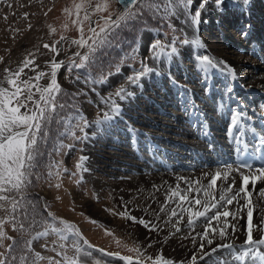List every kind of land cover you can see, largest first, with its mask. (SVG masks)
I'll return each mask as SVG.
<instances>
[{"label":"rangeland","instance_id":"obj_1","mask_svg":"<svg viewBox=\"0 0 264 264\" xmlns=\"http://www.w3.org/2000/svg\"><path fill=\"white\" fill-rule=\"evenodd\" d=\"M200 2L201 0H195L196 5H198ZM152 3L153 6L161 7L162 11L157 14L154 11V7L150 8L148 6L147 0H145L143 4H138L139 7H144L147 9L144 17L142 19L130 22L127 27H122L117 33V39L113 40L111 45L102 49L98 53L97 63L92 67V69L94 68L95 70L94 73L92 72V69H89V71L92 73V77L97 80L100 79L101 72L106 75L109 71H111L113 75L109 78V80L102 85L99 83L96 85H86L82 81L75 80V76L77 74L75 70L71 75H69L67 70V64L70 62V58L72 57L70 53L77 51L83 53L84 51H86V49L78 48L77 46L71 45L70 43L72 40L81 38L82 33L79 30L81 28V24H74L73 21H76L78 19L83 20L85 9L82 8L79 14H77L75 5L84 4L85 8H87L85 0H0V80H4L5 76L8 75L4 72L5 68L10 69L11 72H16L23 66V61L25 60V58H28L32 60L33 63L28 68H24V73L21 75V77L26 76L28 79L29 77H35L39 72H44L46 73V75L44 76L42 86H47L51 78L50 73L53 58H55L56 61H59L58 56H64V59L67 62V64L61 69V75L58 74V84L62 88L59 98L61 102L65 104V107L63 109H59L56 115L58 120L62 122H53L50 125V137L52 139L50 151L53 155L52 162H47V164L38 163L35 171L39 174V178H37V176L32 177V184L24 194L27 197V200L20 203L19 207L21 211L16 213V226L18 230H13V225L11 222L6 223L4 226V232L6 233V235L14 238V240L18 243V247L14 252V255L16 256L14 264H49L48 258H52L53 260H61V256L57 255L58 251L65 253L70 258L78 259L71 242V237H69V240L62 241L59 235L51 231L52 228H58L63 231V226L59 223V220L61 219L75 225V227L79 229L82 237L88 240L89 243L93 246V250H91L93 252V255L92 258L87 260V264H125V261H122L115 256H101V253L95 251V249H102L104 252L119 253V255L121 256H130L132 257L133 264H136L138 253L135 251L130 252L128 249L139 248L140 252L143 253V255L140 257L141 259H143L144 256H151L154 259L157 254L166 256L160 251L158 253L154 252V254V249L150 247L149 249H147V246L145 248V246L141 244L139 239L136 238L134 230L131 229L130 226L128 227L127 224L125 225V223L131 219L120 215V213L126 211V208H124V206L121 208L117 204L112 195V188L109 186V183L111 182L118 181L119 179L122 181L124 180V178L127 179V177L132 176V173L126 170L122 172L115 169V171L112 164L103 165V156L105 157V155H107V152L113 155H117L121 153L120 149H132V145L127 146V144H130L126 143L127 138L126 140H124L125 142H123L122 139H125V137L117 134V132L113 130V128L115 127H110V129L106 128L108 130L107 132H105V135L110 134L111 137H114V140H110L107 142L106 139H108L109 136H105L106 139L101 137L99 140H95L94 143H92V145H94V148L96 149L95 153L97 154V164H93L91 171L88 170L87 166H85L86 161H82L80 159L81 156H84L85 144L93 140L92 133L95 131V126L93 125L84 129V132H81L80 129L83 127V122L85 119L89 122H92L97 118L102 117V112L100 110L104 107V105L99 104V97L95 92L91 90V88L95 87L98 91H100L101 95H106L109 92L114 93L120 86L132 90L133 87L127 82L126 78L130 75H133L136 71L142 70V61H144L148 64L149 67H151V54L148 52V46L150 43H154L156 39H159L162 45L167 46L170 45L171 41L175 38L177 40L176 46L178 48V55H180L181 51L180 57H182V54L184 56L183 60H181L182 64L192 65V61H185V58H187V56H190L191 58V56L194 55L193 53L195 52V50L191 45H182L180 41H182L183 39L187 38L191 40L193 37L198 36L199 40L204 41L203 44L206 48L210 47L209 49L214 51H219V49L231 51L234 54L236 53V55L238 51H232V49L237 48L234 46L231 47L232 49L227 48L229 46L228 41L235 40L234 45L236 46L239 43L238 40H241L242 45L247 46L248 49L243 50L240 53L241 56L237 57L236 55H233L230 56V58L239 59L241 57L242 61L245 60L249 63H252V65L257 64L258 66H261V68L252 69L253 66L251 67V65H241L240 72L242 75H245V73L250 74L248 83L252 84V87H254L253 85L256 86L257 84L258 87L262 86L261 84L259 86V83L256 84L255 82L257 81V79L261 78L262 74H264V67H262L263 65L261 64V62L259 63L258 60H256V57H254L253 55L251 56V45H248L244 41L242 42V40L247 36L242 37L241 34L247 32L248 35V30L250 27L247 26L246 29H243V26H241V24H243L245 21L244 18H247V16H241V14H239V10L234 11L236 7H233L229 3V0H225L224 3L226 10L234 8V12L231 13L233 15L238 14V16L236 18L225 19V22L229 23L230 21V23L235 25V22L233 21H236L240 25H237L236 28H229L230 25H227V32L233 34L238 40H236L235 37L230 33L228 34H230L233 38L219 40L218 37H214L219 33L217 29H212L211 27L210 29H208L207 26L202 27V29H193L196 34L191 35L188 30L189 25H185L183 23L182 15L180 16V18H176L171 16L167 12V9L169 7H176L175 0H173V3L171 5L169 4V0H152ZM210 4L215 7V0H210ZM135 7L137 6H134V8ZM88 10L92 11V9ZM194 10L195 5L191 9L193 14ZM257 10L262 11L258 13V16L263 17L262 19L264 20V9H261L259 7L257 8ZM109 11H111L112 17H116V14L119 13L115 0H112ZM26 13L28 14L27 16H25ZM203 13L201 18L203 17ZM225 14H227V12L225 11L221 13L222 16H225ZM101 15L107 16L108 12L96 13L92 15L91 19H95L96 17L98 18ZM151 20L156 21L157 26L163 29L162 32H159L158 30L153 28H147L151 27ZM168 20H170L171 23L175 26V31L167 26ZM257 21H260V24H262L260 19H258ZM98 23L103 24V21H98L97 24ZM136 23H143L144 25L142 28H144L145 31H143V33L141 32L142 34L138 36V41L135 42L134 47L130 48L133 39L126 36L128 34H125L123 30H129V34L132 33L134 31V29L132 28ZM206 23L207 22H205L204 24ZM97 24L96 28L98 31ZM218 24H215L214 26L216 27L220 25L219 28L223 29V26L221 24ZM82 27L83 36L87 38L88 36H90V32L88 31L89 23L87 21H84ZM257 27H259L257 28V31L262 30V27L260 25H257ZM190 28L192 27L190 26ZM181 29H184V31L182 32ZM144 33H149V38L146 39V44L142 46L141 39ZM61 37H63L64 39L62 40ZM256 38L259 37L257 36ZM261 41L264 42V39H262ZM115 43L117 44L115 45ZM44 44H48L50 47L46 49L43 47ZM52 46H55L59 50V54L51 50ZM261 47H264V44H261ZM120 55L123 56V59L120 58ZM161 55H163V52L161 53ZM185 55L187 56L185 57ZM132 56H135V59H132ZM105 57L106 60L100 62ZM145 58L147 59L145 60ZM164 59V61L171 60L167 57ZM116 68L120 69L119 73H116ZM188 69L190 70L192 75L196 72V75H193L192 77H198L201 73H199L197 70L195 71L193 68H191V66H188ZM85 71L86 69L79 70L81 77L85 75ZM191 73L189 74L190 76ZM170 74L175 76L178 73L176 72V69H172ZM176 76L180 77L179 74ZM221 76L222 75L219 74V77ZM167 77L169 76L167 75L163 78V80H160L159 83L161 85V89L159 90V92L157 91L156 87L155 89L153 85H150V88L155 89L161 96H153L152 91H147L145 89L142 95L135 94L133 96V101L128 102L130 104H133V102L147 103L146 110L139 111L140 114L134 113V119L129 123L133 125L132 128L142 131H149V133H151L153 136L159 134L167 136L170 139H173L175 137L177 139L184 138L186 141L189 140L191 142V137H181L176 135V133L170 132L171 130H176L175 125L177 126V123L175 121L176 118L174 117L176 115L182 114L176 113L177 110L174 109L175 105L169 104L167 103V101L178 102L176 99V97L178 96L177 91H179V94H184L186 91L187 93H189L188 96L190 95V97L192 98L193 95L189 92V88L199 91L196 86L199 87L201 86V84L196 82L198 85L189 83V87L183 86L181 84L187 85L186 81L184 82L185 78L179 79V81L177 78V80H175L176 83L174 84L173 82L171 83V80L173 79ZM186 78L192 79L191 77ZM164 79L169 82L164 81ZM143 80H145V78ZM242 80L245 81L246 78ZM6 84L7 83L5 81V87ZM176 84L180 87L186 88V90L184 89L182 90V92H180V90L174 89L177 91L173 90L174 92L170 93L169 87L172 88V86ZM64 92L69 93V95L63 98L62 93ZM78 92H85L87 93V95L81 94L78 97L73 98V94ZM167 92L168 94H165ZM212 93L213 92H211V94ZM200 97L203 96L200 95ZM147 98L152 99V102L154 101V104L151 102H147ZM193 100L195 103V99ZM197 101L201 103L202 110L203 108L206 109L205 106H210L206 105L205 102L204 104H202L203 102L201 100ZM158 108H162V111H165L166 113L176 114H174L173 117L169 114L165 115L162 114V111L158 112ZM72 109H76L77 111L81 112V114L73 113ZM213 109L214 110H212L211 112L212 114H215L214 117L219 118V120H222L223 116L226 117L225 111L217 112L214 107ZM145 115H149L154 120V122H159L156 128L142 123ZM124 118H126V116H124ZM208 120L209 122L212 121V119ZM167 123L173 127H167V130H164L166 129V127H164V124ZM185 124L189 123H184V125ZM112 133L115 134L112 135ZM215 133L217 134L219 132ZM221 133L224 132L222 131ZM85 134L90 137L88 140L77 139V137H83ZM140 137H142V134L140 135ZM119 139H121L122 141L120 145L118 144V142H121ZM219 141L223 142L225 140L223 139ZM95 142L98 144H96ZM105 143H110V148L104 149L103 146ZM167 144H169L168 147L165 146ZM170 144L172 143L162 142L161 146H165L167 150L171 149L173 146V151L175 150L180 154L183 153L182 147L178 145H176L175 147L174 145L171 146ZM49 145L50 144H48V146ZM139 147L145 148V146H142V143L138 145L137 150L139 151V153H141V155H147L146 152L148 153V151L145 152V150L147 149L145 148L144 150V148H142L143 151H140L138 149ZM183 150L185 151V149ZM180 158H182V160L184 161L187 160L185 155ZM163 159L165 158L163 157ZM195 159L193 158V160ZM190 160L192 161V158H190ZM77 164H80L81 167L78 168ZM44 166L45 169L42 168ZM200 167L201 166H199L197 169H202ZM106 170H113V172H118V176L114 175L113 173L103 174V171ZM191 170L192 169H183L181 171L184 172ZM100 184L102 189L97 188V186H99ZM17 199H19V197H17ZM135 201L136 198H134V200L130 204L134 203ZM153 203L155 207H151L155 211L160 206H158V202H156V204L155 202ZM5 207L10 210L11 204H5ZM45 207H47L48 211H50L55 217L58 218L56 221H51V219L48 217L47 212L44 211ZM93 207H97V209L100 210V213L98 215L93 216L90 213V208ZM128 214L132 216L130 211H128ZM99 216H106V218H108L109 220L100 219ZM0 218L7 219L8 212H6L4 209H0ZM45 220H47L48 223H42V221ZM131 222L133 221L131 220ZM173 222H175V220ZM21 224L24 225L23 231L19 230ZM46 229L49 230V235L47 237L33 239L37 235V233L45 231ZM182 231L183 230L181 227V232ZM64 234L68 235L67 233ZM28 241H31L30 249L27 247ZM10 243H12V241L7 239L3 240V244L5 246ZM62 244L64 245L63 248L61 247ZM45 245H47V248L45 247ZM3 251L4 248H0V252ZM37 253L40 254L41 257H44V259H36ZM167 257L168 256L164 258L171 259L170 257ZM173 262L174 264H178L175 263L174 260ZM234 262L236 263L237 261ZM252 262L255 263L254 261ZM252 262L250 259V263ZM209 263L210 261L208 262V264ZM144 264H151V260H145ZM200 264H205V262L202 261Z\"/></svg>","mask_w":264,"mask_h":264},{"label":"snow or ice","instance_id":"obj_2","mask_svg":"<svg viewBox=\"0 0 264 264\" xmlns=\"http://www.w3.org/2000/svg\"><path fill=\"white\" fill-rule=\"evenodd\" d=\"M87 8L84 4H76L75 8L77 14L84 8L83 20L73 21L74 24H81L79 29L82 33L81 38L72 40L71 45H75L78 48L86 49L83 53L77 51L70 58V62L67 64V70L69 75L76 71L75 80L82 81L86 85L104 84L113 75L109 71L106 75L101 72L100 79H94L91 72H86L81 77L79 70L90 69L97 63L98 53L112 44L113 40L117 39V33L122 27H127L130 22L142 19L145 15L146 8L139 7L138 4H143L145 0H115L122 8L115 19L112 18V13L109 11L112 0H85ZM210 0H201L196 5L195 0H175L176 7H169L167 12L176 18L183 16V23L189 25L195 29L201 22V16L203 11L206 9L207 4ZM173 0H169L171 5ZM225 0H215V6L217 10H222L224 7ZM229 3L241 11L247 10L251 3V0H229ZM148 6L154 7V11L159 14L162 9L159 6H153L152 0H147ZM195 5L194 14L191 11ZM134 6H137L134 8ZM242 6V7H241ZM88 9H92L89 11ZM108 12L107 16H99L100 20H103V24H97V28L91 27L92 15L96 13ZM28 14L26 13L25 16ZM89 23L88 31L91 33L90 36L85 38L83 36V22ZM163 22V21H162ZM167 26L175 31V26L170 20L167 21ZM30 27V26H29ZM183 32L184 29H181ZM242 37L247 36V32L241 34ZM63 40L64 38L61 37ZM182 45H191L193 49L203 48L201 41L198 36L193 37L191 40L185 38L180 41ZM177 40L174 38L170 45H162L159 39H156L154 43H150L148 46V52L151 54V58L154 61L163 63L161 59V53L167 58L174 59L179 53L177 48ZM44 48L48 49V44L43 45ZM51 50L59 54V50L52 46ZM78 58V62H77ZM135 59V56H132ZM147 58H145L146 60ZM198 70L202 73H207L209 69L218 70L222 73L229 75L232 81L237 80V74L234 68L224 60H215V58L208 55H196ZM33 61L25 58L23 66L16 72H11L10 69L5 68L4 72L8 75L5 76L4 80H0V209H4L8 212V218H0V248H4L3 252H0V264H14L16 256L14 252L18 247L17 241L14 238L9 237L4 232V226L6 223L11 222L13 230H18L16 226L17 216L16 213L21 211L19 205L22 201H26L27 197L24 195L29 186L32 184V177L39 174L35 171L38 166V158L43 154L41 145L46 142L51 133L50 125L53 122H62L57 118V112L59 109H63L65 104L61 102L58 94L61 92V87L57 82L58 70L64 64V61H56L53 58L51 63L50 82L46 87H41L39 84L33 85L32 81L43 78L46 73L39 72L35 77H29L27 80H21L20 77L24 73V68H28L32 65ZM142 70L136 71L133 75L126 78L127 82L133 87H143L142 80L149 77L151 74L156 76L162 75L159 68L149 67L144 61L141 62ZM116 73H119L120 69L116 68ZM169 76H171L169 72ZM5 81L9 87H5ZM174 84L176 83L173 79ZM33 87L39 92V98L36 99V93L33 92ZM177 87H180L177 85ZM91 90L96 93L99 97V104L104 105L100 110L102 117L89 122L84 120L83 127L80 129L84 132V129L95 126L93 135L98 134L101 130L114 126L117 118L122 116L121 103L133 97L135 93L128 88L123 86L113 93L109 92L106 95H101L95 87ZM232 86L229 85L226 91L231 94ZM207 91V89H206ZM87 95L85 92H78L73 94V98L79 95ZM185 91L184 96L188 95ZM119 101V102H118ZM182 107L192 116L201 117V128L204 135L207 136L208 132L203 121L204 113L194 103V100L185 99V103ZM247 115L246 112L240 109H233L231 111V119L227 135L237 146L236 152L241 157H247V159L241 158L234 161L233 163L225 162L222 167H219L214 173H205V176H209L210 180L207 185L200 184L199 187H193L192 183L188 181V178L182 177L186 185L187 190H182L177 185L176 190H170V195L167 196L165 204L161 206L160 212H168L167 205L169 202H175L176 197L179 196V202L176 203V207L171 209L170 215L167 220L163 221L165 226L171 224V228L175 232H169V235H175V233L181 232L180 224L184 220L185 214H187V222L185 227L195 231L198 227L203 225V232H197L191 239L193 243L196 242L197 236L201 243L197 254H193L191 257V264H197L198 256L199 260L208 264L211 260L212 264H233L234 261H239L243 264L246 257L253 259L258 258L264 261V254H262L261 246H264V187L259 188L258 197L253 200V194L256 193V186L258 183H264V164L257 166L255 163L248 162L249 160H256L257 156L259 159L264 160V139H257L253 137V141H246V135L248 132V124L244 118ZM252 117H248L251 120ZM196 127V124H193ZM129 132L133 134V144L135 146V137L138 134V130L129 126ZM264 135V134H262ZM87 134L83 137H77V139L88 140ZM211 146V145H209ZM82 161H86L88 157L81 156ZM80 168L81 165L77 164ZM87 170V169H85ZM239 173L240 183L237 186L235 176H231V182L229 183L230 174ZM220 181L219 196L216 197V185ZM199 183V181H197ZM251 184L252 189L249 190ZM184 194H180L181 192ZM187 192H196L197 194L203 193V198L197 195L194 198V205L199 206L195 210L193 209V200L187 196ZM19 197V199H17ZM244 203L241 204L240 201ZM188 207H185L184 204ZM5 204H11V209H7ZM229 209L228 206H233ZM47 212L48 217L51 221H56L58 218L55 217L47 207L44 208ZM246 211L247 215V229L246 238L242 245L237 246L235 239L241 232V229L237 227L236 221L240 218L238 214ZM254 212L259 213L261 220L260 225L253 224ZM121 216H125L131 219L133 222H137L143 225L149 231H158L160 225L155 224L151 221H146L144 218L137 220L136 217L130 216L128 210L120 213ZM176 218L173 222L172 218ZM231 217V221L228 219ZM223 218V219H222ZM156 219L159 220V214H156ZM215 222V225L213 224ZM42 223H48L47 220ZM60 225L63 226V231L58 228H52L51 231L59 235L62 241L69 240L74 247L75 253L78 257L70 258L63 252H57L58 256H61V260L49 259V264H87V260L92 258L93 246L88 240L84 239L75 225L65 221L59 220ZM95 223V222H94ZM232 231L229 232L228 228ZM20 231L24 230V225L21 224ZM259 233V238H254L253 231ZM67 233L68 235H65ZM49 230H45L37 233L33 239H40L47 237ZM188 238V237H185ZM7 239L12 243L5 246L3 240ZM222 241V243L212 245L216 240ZM82 241V243H81ZM151 245H149L150 247ZM27 247L30 249L31 241H28ZM47 248V245H45ZM63 248L64 245L62 244ZM208 248L205 251V248ZM240 249L238 252L237 249ZM55 250V249H53ZM130 252L135 251L138 253L136 264H144L145 260H151V264H174L173 260L165 259L162 255H157L154 259L151 256H144L143 259L140 257L143 253L140 252L139 248L128 249ZM221 250H228L229 258H225L223 255L215 257L217 252ZM100 252L101 256H115L118 259L125 261V264H133L132 257L121 256L119 253L104 252L102 249H95ZM36 259H44L40 254H36Z\"/></svg>","mask_w":264,"mask_h":264},{"label":"bare ground","instance_id":"obj_3","mask_svg":"<svg viewBox=\"0 0 264 264\" xmlns=\"http://www.w3.org/2000/svg\"><path fill=\"white\" fill-rule=\"evenodd\" d=\"M258 1H264V0H251V3H255ZM248 9V8H247ZM205 13H203V17L201 18V22L198 25V28L202 29V26L205 27V22H212L214 24L219 23L221 21H223L224 19L219 15V10H217L216 7H214L212 4H210V2L207 4L206 9L203 11ZM230 22V21H229ZM220 24V23H219ZM218 24V25H219ZM189 33L191 35H195V31L193 30V28H190V24H189ZM193 30V31H192ZM222 35H220L219 40H224V39H230L233 38L231 37L230 34L223 32L221 33ZM149 33H144L141 39V45L144 46L146 43V39H148L149 37ZM202 45L204 41L200 40ZM218 42V41H217ZM219 43V42H218ZM202 53H206L208 56L215 58V60L219 61V60H224L226 61L229 65L232 66V68H234L235 73L237 74V80L234 81V84H237L239 86H250V91H257V90H263L264 89V74H262L260 79H257V81L255 82L256 84L259 83L262 85L261 87H258L257 85H253L254 87H252L250 83H248V79H250V74L245 73V75H242L240 72V66L241 65H252V63H249L248 61H242L241 58L239 59H231L230 56H233L234 53L231 51H226V50H220L219 51H214V50H210L209 48H206L205 45L203 48H197L196 49V55L197 54H202ZM252 54H255L256 56H260V60L262 61V67H264V57L261 56L260 54L258 55V53L254 52ZM181 55V54H180ZM180 55H177L174 59H171L168 62H157L154 61L151 56V67L153 68H159L160 71L162 72V75L160 76H156L154 73L151 74L148 78H145V80L142 81L143 87L139 88V87H135L133 88L131 91H133L135 94H139L142 95V93L145 91V89L147 91H152V95L154 96H158V92L161 89L160 87V80H163V78L167 75H169V72L171 73L172 69H176V72L179 74V76L181 77H185V73L188 72V70L186 69L185 65L181 64V61L179 60V58L182 60V57H184L182 55V57H180ZM188 55V54H187ZM185 55V57L187 56ZM203 55V54H202ZM163 57H165L164 55H161V59L164 61L165 59H163ZM194 57V56H191ZM187 58L189 59L190 56H187ZM193 62V68L194 70L198 69L197 66V59L196 56L193 58V60H191ZM180 64V65H179ZM253 68L252 69H258L261 68V66H258L257 64H253L252 65ZM178 69V70H177ZM214 71L213 69H209L207 73H200L199 76L197 77H193V79H187V83H193L198 80L200 83L201 80H203V82L205 80H207V76L209 75V72ZM218 71V70H216ZM61 70H58L57 76L58 74H60ZM219 76L220 73H222L221 71L217 72ZM223 75L226 73H222ZM202 75V76H201ZM242 78H241V77ZM229 77V75H228ZM169 78V77H167ZM174 80H177V76L176 78L171 77ZM214 78V76H213ZM230 78V77H229ZM246 78L245 81H243L242 79ZM252 81V80H251ZM247 82V83H246ZM254 82V81H253ZM201 84V83H200ZM153 85V87L157 88V91L155 89L150 88ZM236 87H234L233 89H235ZM150 89V90H149ZM170 91H173L174 89H178L180 90V92H182V90H186V88L184 87H177V84L172 86V88H169ZM155 90V91H154ZM189 92L192 93V98L195 99V101L197 100H201L202 102H205L206 105H209L208 101H206L205 98L200 97V91H196L192 88H189ZM168 93V92H167ZM165 93V94H167ZM264 93V91H263ZM147 102H151L154 104V101L152 102V99L147 98ZM185 99L183 98V102L185 103ZM133 101V97L129 98L128 100L124 101V102H119L121 103V107H122V116L117 118L114 125L119 126L118 129L117 128H113L114 126H112L113 130L115 132H117V134L119 135H123L126 133H129V130L126 131V129H121L122 124L128 125L130 121H133L134 119V113H139V111H145L146 110V104L144 102H133V104H130L128 102ZM165 103V102H163ZM196 103V102H195ZM199 106V105H197ZM202 111V110H201ZM142 113V112H141ZM126 114V115H125ZM140 114V113H139ZM144 114V113H143ZM206 114L208 119H212L211 122H209L208 124V128L209 126L212 127V129L215 132H224L225 130V126H224V119L219 120V118L214 117V115H209L208 113H204ZM124 116H126V118H124ZM224 117V116H223ZM174 118L177 126H175V131L171 130L170 132L172 133H176V135L181 136V137H187V136H193L194 134L188 130L186 127H184V123H190L191 119H195L194 121L198 120L197 116H192L186 114L185 117H183L182 115H176ZM207 119V120H208ZM248 119H246L247 121ZM256 121H258L260 123L259 120L255 119ZM254 120V122H256ZM253 120H250V122H246L248 124V126H251V122ZM120 123V124H119ZM143 124L148 125L150 127L156 128L157 125L159 124V122H154V120L149 116V115H145L143 121ZM127 127V126H126ZM164 127H173L170 124H164ZM110 129V128H109ZM108 129H104L101 130L98 134L93 135L92 133V138L93 140H91V142H88L85 144V150H84V156L88 157V159L86 160V165L88 170L91 171V168L93 167V164H97L96 159H97V154L96 149L94 148V145H92V143H94L95 140H99L101 137H103L104 139L105 136H109L108 139H106V141H110V140H114V137H111V135H105ZM137 130V129H136ZM228 131V130H227ZM109 133V132H108ZM115 133H112V135H114ZM142 134V137H140V135ZM215 134V133H214ZM217 135V134H216ZM126 136V135H125ZM222 136V135H221ZM130 137L132 138V140H134L133 134L130 133ZM179 138V137H178ZM225 138V135H224ZM209 139H211L214 143V146H212L209 150V152L207 151L209 149L208 148H203L202 146H199L195 143H192L190 141H186L184 138L182 139H177L176 137L173 139H170L167 136H163V135H155L153 136L151 133H149V131L146 130H139L138 129V134L135 137V149H130V150H125V149H120L121 153L117 154V155H113L111 153H106L107 155H105L104 161H103V165L105 164H112L114 170L116 169L117 171H129L132 173L131 177H127V179L124 178V180H118L115 182H111L109 183V186L112 188V195L115 199V201L117 202V204L122 208L124 206V208L128 209V211H130L131 215L133 217H136L137 220L140 218H144L146 221H151L155 224L160 225V229L158 231H149L148 229H146L143 225L137 223V222H131V220H128L125 225L127 224V226L131 229L134 230V233L136 234V238L139 239V241L141 242V244L143 246L148 247L147 249H149V245L150 248L154 249L153 253H158L159 251L162 252L164 255L170 257L171 259H173L175 261V263L178 264H191V257L193 254H197L198 253V249H199V244L201 243L199 237L197 236L196 242L193 243L191 237L195 236L197 232L202 233L203 232V225H201L200 227H198L195 231H192L190 229H188L187 227H185V224L187 222V214H185L184 216V220L181 222L180 227H182V232L179 233H175V235H169V232H175V230L173 228H171V224L165 226L163 224L164 220L168 219V216L170 215L171 209L176 207V203L179 202V196L176 197V201L175 202H169L167 205L168 208V212L163 213L160 212V208L162 205L165 204V200L167 198L168 195H170V190H176L177 189V185H179V188L182 190H187L188 185H186L184 183V181L182 179V177H186L188 178V181L192 183L193 187H199L200 184L203 185H207L210 177L209 176H205V173H214L218 168L216 169H197L199 166H207L210 164H214V162H217V159H215L213 157V155L215 156L218 153H228L229 151H231V147H235L234 142L231 143V145L228 143V141H218L215 138L212 139L209 137ZM121 140V139H119ZM105 142V141H104ZM162 142H169L172 143L170 144L171 146L174 145L176 147V145L181 146L182 147V151H184L183 149H185L186 152H190V153H196L197 157H195L193 161L186 162L184 160H182L183 153L180 154L177 151H173L172 149H174V147L172 146L171 149L167 150L166 149V145L165 146H161ZM216 142V143H215ZM122 142H118V144L120 145ZM142 143V146H145L146 149H149V153H147V155H141V153H139V151L137 150V147L139 144ZM110 143H105L103 148L104 149H108L110 148ZM193 151V152H192ZM208 152V153H207ZM180 156V157H177ZM163 157L165 159H163ZM199 161V162H198ZM177 163V165H176ZM115 166V167H114ZM183 169H192L191 171H181ZM115 170V171H116ZM179 170V171H178ZM89 171V172H90ZM181 171V172H180ZM105 173H113L114 175H117L118 172H113L112 171H103V174ZM118 176V175H117ZM231 176H235L236 181H237V186L240 183V177H239V173H232L230 174V178H229V183L231 182ZM197 181H199V183H197ZM96 184V183H94ZM97 186V185H96ZM219 186H220V181L217 182L216 188V197L218 198L219 196ZM249 190L251 191L252 186L251 184L248 186ZM264 187V183H258L256 186V193L253 194V200H256L258 197V190L259 188ZM98 189L101 188V184L99 186H97ZM102 189V188H101ZM111 191V190H110ZM111 191V192H112ZM180 194H184V192L182 191ZM197 195H199L201 198H203V193H199L197 194L196 192H187V196L193 200V209L195 210L196 208H198L199 206L194 205V198L197 197ZM134 198H136V201L132 204H130ZM156 204V202L159 203L158 206H160L159 208H157L155 211L154 209H152V207H155L154 203ZM152 203V204H150ZM157 203V204H158ZM241 204L244 203L243 200L240 201ZM133 206V207H131ZM152 206V207H151ZM185 207H188V205L185 203L184 204ZM233 206H228L229 209L233 208ZM91 209V214L94 215H98L100 213V210L97 209V207H93L90 208ZM156 214H159L160 219L157 220L156 219ZM239 216H241L242 218L238 219L235 223L237 225L238 228L241 229V232L237 235V238L235 239V244L237 246L242 245L243 241L246 238V229H247V215H246V211L241 212L238 214ZM100 219H106L109 220L108 218L105 217H100ZM175 218V217H174ZM223 219V218H222ZM231 221V217L228 218ZM172 220L174 221L175 219L172 218ZM260 220L261 217L259 215V213L254 212L253 214V224L254 225H260ZM213 224L215 225V222H213ZM228 231L231 232L232 229L229 227ZM253 236L254 238H259V233L256 232L255 230L253 231ZM188 237V238H185ZM217 243H222V241L220 240H216L215 243L212 245V247H215V244ZM208 248H205V251H207ZM240 249L238 248L237 251H239ZM264 251V248H263ZM154 253V254H155ZM158 255V254H157ZM162 255V254H161ZM221 255H223L225 258H229V252L228 250H221L220 252H217L215 254V257H213V260L216 259V257H220ZM163 256V255H162ZM163 256V257H166ZM167 257V258H168ZM250 258L251 257H247L246 258V262L245 264H262L261 260H252L251 262L254 261L255 263H250ZM202 262V260H199V256H198V261L197 264H200ZM212 264V261L210 260V263ZM233 264H241L239 261L238 263H235L233 261Z\"/></svg>","mask_w":264,"mask_h":264},{"label":"trees","instance_id":"obj_4","mask_svg":"<svg viewBox=\"0 0 264 264\" xmlns=\"http://www.w3.org/2000/svg\"><path fill=\"white\" fill-rule=\"evenodd\" d=\"M137 25H138V23H136L134 26H133V28L132 29H134V31L132 32V33H130L129 34V30H123L124 32H125V34H128V35H126V36H132V37H134L135 36V33H136V30H137ZM116 45V44H115ZM67 95H69V93H67V92H64V93H62V96H63V98L65 97V96H67ZM51 137H49V139H50ZM41 149H42V151L44 152V151H46L45 149H44V147H42L41 146Z\"/></svg>","mask_w":264,"mask_h":264},{"label":"water","instance_id":"obj_5","mask_svg":"<svg viewBox=\"0 0 264 264\" xmlns=\"http://www.w3.org/2000/svg\"><path fill=\"white\" fill-rule=\"evenodd\" d=\"M117 6H118L119 10H120V11H122V8H121V6H120L119 4H117Z\"/></svg>","mask_w":264,"mask_h":264}]
</instances>
